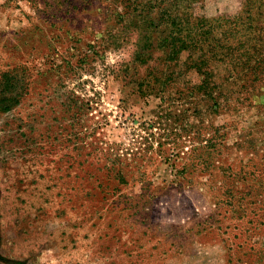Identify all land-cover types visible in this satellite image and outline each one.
<instances>
[{
  "label": "rangeland",
  "instance_id": "1",
  "mask_svg": "<svg viewBox=\"0 0 264 264\" xmlns=\"http://www.w3.org/2000/svg\"><path fill=\"white\" fill-rule=\"evenodd\" d=\"M0 264H264V0H0Z\"/></svg>",
  "mask_w": 264,
  "mask_h": 264
},
{
  "label": "trees",
  "instance_id": "2",
  "mask_svg": "<svg viewBox=\"0 0 264 264\" xmlns=\"http://www.w3.org/2000/svg\"><path fill=\"white\" fill-rule=\"evenodd\" d=\"M184 19L180 18L178 16H172L170 13H164V15L161 16L160 21H162L163 23L170 25L171 26V31L165 36V38L162 40L163 41V46H169L170 48V55H169V59L171 60H178L179 55L186 51L187 56H186V61H183V64H188V60H192L191 59V55H192V48L195 47L196 44V40L194 41V36L187 33H182L180 32V30H174L173 26L177 27L178 24H180ZM222 34V33H221ZM224 35V36H223ZM223 38L220 37H216L214 38V43L216 47H220V48H225L227 46H224V42L226 38V34H222ZM212 38V37H211ZM204 41H207L208 39L203 38ZM211 51H213V46L210 47ZM214 52V51H213ZM168 59V60H169ZM208 61L207 58L203 60V62ZM191 63H189L186 66H190L193 68H197L195 66H197V64L199 63H203L201 61H190ZM199 68V67H198ZM203 80L201 82V84H203Z\"/></svg>",
  "mask_w": 264,
  "mask_h": 264
}]
</instances>
